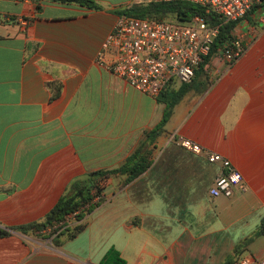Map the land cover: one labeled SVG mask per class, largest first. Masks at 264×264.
Returning a JSON list of instances; mask_svg holds the SVG:
<instances>
[{
	"label": "crops",
	"instance_id": "obj_1",
	"mask_svg": "<svg viewBox=\"0 0 264 264\" xmlns=\"http://www.w3.org/2000/svg\"><path fill=\"white\" fill-rule=\"evenodd\" d=\"M117 9L111 0H0V226L9 230L0 264H101L110 248L125 264H236L263 255L264 237L239 257L264 222V26L256 11L233 28L247 41L243 54L231 65L213 54L205 87L187 90L151 140L164 102L99 63ZM141 144L150 163L124 183V175L108 178L74 235L10 228L42 221L71 182L120 165ZM205 150L229 158L246 189L210 195L221 164Z\"/></svg>",
	"mask_w": 264,
	"mask_h": 264
},
{
	"label": "built area",
	"instance_id": "obj_2",
	"mask_svg": "<svg viewBox=\"0 0 264 264\" xmlns=\"http://www.w3.org/2000/svg\"><path fill=\"white\" fill-rule=\"evenodd\" d=\"M190 1L205 6V12L212 13L216 19L195 14L186 21H177L119 13L102 42L98 52L99 63L125 79L132 87L157 96L170 82L185 81L193 76L195 67L209 52L222 22L232 20L236 23L247 11L254 9L264 26V0ZM246 45L243 35L233 32V36L224 41L218 51L231 65L243 54ZM106 50L111 56L103 59L102 54ZM178 141L192 151L203 150L193 139L180 136ZM204 153L209 161L221 164V170L209 187L210 195H230L234 188L246 189L243 174L229 158L215 151L205 150ZM102 196V193H97L92 201H100ZM85 206L74 209L63 219L48 225V231L56 228V233L78 222L80 219L77 214ZM261 230L264 233V222ZM236 264H264V254L256 258L240 259Z\"/></svg>",
	"mask_w": 264,
	"mask_h": 264
},
{
	"label": "trees",
	"instance_id": "obj_3",
	"mask_svg": "<svg viewBox=\"0 0 264 264\" xmlns=\"http://www.w3.org/2000/svg\"><path fill=\"white\" fill-rule=\"evenodd\" d=\"M68 1V0H58ZM80 2H90V0H77ZM94 7L98 4L92 2ZM117 13H127L139 17H147L150 19H171L177 21H186L195 14H201L211 17L212 13L205 12V6L195 3L190 0H146L138 5L127 6L117 9ZM235 21H225L220 24L219 33L215 37L209 52L203 56V59L195 67L194 74L191 78L185 81H179L177 85H167L158 94L159 100L164 102V109L161 119L147 131V139H151L164 129V124L172 111L174 104L180 100L184 93L192 87L201 86L204 88L206 79V64L209 63L213 54H215L224 41L233 36V28ZM58 93V88L53 90L52 95ZM150 141V140H149ZM141 144L126 160L118 166L109 168H98L91 170L82 179H76L69 185L67 191L59 196L57 201L47 211L42 221H31L24 224L13 225L10 228L21 231H26L29 228L45 227L59 221L68 213L86 204L84 209H81L77 218L80 220L72 225H67L69 235H74L82 226V217L99 201H92V198L97 193H102L105 181L114 176L124 175L122 183L129 181L140 172H142L150 163L149 150H143ZM71 226V227H70ZM63 229V228H62ZM60 229V230H62ZM57 229L54 228L49 232L52 234ZM9 233L7 228L0 226V236ZM101 264H125L124 259L119 255V252L114 248L106 251L102 257ZM224 264H235L233 259L228 258Z\"/></svg>",
	"mask_w": 264,
	"mask_h": 264
},
{
	"label": "rangeland",
	"instance_id": "obj_4",
	"mask_svg": "<svg viewBox=\"0 0 264 264\" xmlns=\"http://www.w3.org/2000/svg\"><path fill=\"white\" fill-rule=\"evenodd\" d=\"M111 1L117 2V7L123 8V7H127V6L138 5L141 2H144L146 0H111ZM175 83L177 84V82H175ZM105 190L108 191V188H105ZM261 218H264V213H261L259 220ZM259 224H260V222H259ZM262 237H264V234L262 232H258L257 229H254V231L249 233L247 235V238L245 239V242L241 243V245L239 246L241 248L240 253H239V257L242 258V257H246V256H251L252 252L254 251V248H253V246H251V243L254 241H257V240L260 241V239Z\"/></svg>",
	"mask_w": 264,
	"mask_h": 264
}]
</instances>
